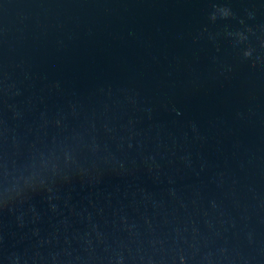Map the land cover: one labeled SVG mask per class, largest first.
<instances>
[{"label":"water","instance_id":"water-1","mask_svg":"<svg viewBox=\"0 0 264 264\" xmlns=\"http://www.w3.org/2000/svg\"><path fill=\"white\" fill-rule=\"evenodd\" d=\"M0 264H264V0H0Z\"/></svg>","mask_w":264,"mask_h":264}]
</instances>
